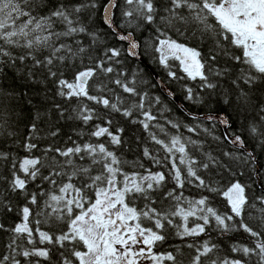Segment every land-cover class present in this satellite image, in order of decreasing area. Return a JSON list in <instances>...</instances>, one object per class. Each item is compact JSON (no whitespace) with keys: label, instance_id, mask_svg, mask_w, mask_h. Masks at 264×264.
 Masks as SVG:
<instances>
[{"label":"snow or ice","instance_id":"1","mask_svg":"<svg viewBox=\"0 0 264 264\" xmlns=\"http://www.w3.org/2000/svg\"><path fill=\"white\" fill-rule=\"evenodd\" d=\"M116 9L120 10V20L114 19ZM97 12L115 37L128 43L127 49L108 47L101 57L93 58L94 46L102 42ZM145 26H153L156 33L145 49L154 47L168 76L198 82L195 87L184 85L185 99L205 104L200 90L210 93L222 88L218 93L222 99L216 101L218 109H259L258 120L249 123L247 132L264 150V104L253 105L251 96L256 85L264 84V0H123L122 7L118 0H0V138L17 135L8 128L15 114L12 102L20 99V80L29 82V87L44 85L40 91L46 99L47 85H53L55 96L76 102L67 119L92 125L87 133L77 131L79 140L69 135L71 146L49 145L35 156L41 139L37 121L42 119L37 110L22 145L26 154L17 157L0 148V161L10 163L9 175H0V182L7 184L0 192V215L15 212L19 216L11 227L0 222V232L10 233L0 252V264H185L184 248L194 252L187 264H249L253 257L256 264H264V193L250 196L247 185L239 180L230 182L222 191L229 209L224 212L213 205L209 195L186 197L183 190L191 185L208 193L221 192L198 174L218 161L210 153L205 154L209 162L198 161L189 145L199 147L202 142L179 134L182 127L197 133L201 125L167 120L177 129V134L169 135L159 119L170 109L165 105L160 116L154 114L153 106L162 104L160 97H152L140 87L146 81L141 79L138 84L135 75L127 80L128 74L115 67L122 63V51L141 56V44L134 33ZM170 32L186 42L173 39ZM192 40L196 46H190ZM205 43L206 54L201 48ZM170 60L179 62L184 75L172 70ZM113 75L115 78L109 79ZM222 80L228 87L222 86ZM111 84L139 99L129 102ZM53 106L64 118L67 109L61 104ZM113 113L132 118V123H139L149 139L161 146L166 153L162 158L148 147H144L143 156L166 171H153L139 161L133 167L143 171L124 170L129 162L109 147L124 143V129L111 130ZM203 119L231 127L226 115ZM152 128L164 133L167 141ZM59 131L56 128L47 135L56 137ZM203 131L213 135L207 127ZM85 135L88 140L83 139ZM104 137L106 141H102ZM225 139L240 149L247 146L246 138L239 134H226ZM224 155L256 162L252 152ZM58 177L62 178L59 183ZM44 182L55 191L49 190L41 202ZM33 183L37 191L29 188ZM5 192L22 196L25 203L13 205ZM256 201L261 207L259 215L253 216L250 210L256 208ZM42 225L48 226L47 230ZM212 230L224 236L243 232L247 242L236 241L226 254L210 238L199 244L170 245L173 251H157L172 235L186 241L209 235Z\"/></svg>","mask_w":264,"mask_h":264},{"label":"trees","instance_id":"2","mask_svg":"<svg viewBox=\"0 0 264 264\" xmlns=\"http://www.w3.org/2000/svg\"><path fill=\"white\" fill-rule=\"evenodd\" d=\"M121 7L123 6V0H119ZM96 16V25L97 30L101 32L102 42L94 46L92 52L93 58L101 57L103 51L108 47H118L121 49H127V43L119 41L111 29L102 23L99 19L100 13H95ZM115 20H120V10H115ZM136 37L141 42V54L143 57L152 65L155 71L161 76V78L172 88L175 95L183 102L186 107V110L182 108L171 96L167 95L162 89L161 86L154 76L152 70H150L142 61L139 59L129 56L126 51H122L120 60L121 64L115 65L118 69L126 72L128 75L127 80H130L134 75L136 76L137 83L139 84L141 79L146 81V84L140 85V87L149 92V95L152 97H160L162 104H156L153 106L154 114L160 116V110L166 105L167 109L170 111H164L163 116H160L159 123L165 125V130L169 135L177 134V129L171 127L166 123L167 120L180 121L185 125H196L200 124L201 127L198 129L197 133H191L187 131V128L182 127L179 129V134H182L183 137H191L193 140L201 141L199 147H193L189 145V150L191 154L200 162H209L208 156L206 153H210L218 163L213 165L210 163L208 169H200L199 173L206 181L211 182L214 186L221 189V192L208 193L205 189L197 188L195 185L186 186L184 195L186 197H196L199 198L201 194L209 195L213 205L218 208L221 212L228 211V205L226 199L222 195V191L228 186L230 182L239 180L241 183L248 186L247 192L250 196H259L264 193L263 187L259 183L260 181L264 185V150L260 148L255 140H252L248 136L247 128L250 122L258 120V108L249 107L247 111L237 109L235 106H221V109H218L216 104L217 100L222 99L218 94L222 91L217 89L209 93L208 90H200V95L205 98V104H196L192 101L185 99V89L184 85L195 87L198 82H193L190 80H173L168 76V70L159 63L158 54L154 51V47H148L145 49V43L149 40H153L156 33L153 30V26H145L139 31L135 32ZM169 35L173 39H177L180 42H186L184 37H179L175 33L170 32ZM85 43H88V40L85 39ZM190 46H196V41L192 40L189 42ZM202 51L206 54L208 49V44L205 43L201 46ZM226 59V58H224ZM224 59H221L220 63L224 64ZM85 63H88L87 58L85 57ZM170 64L174 65L172 68L173 71L177 72V75H184L180 68L178 67V61H169ZM231 67L232 65L229 64ZM66 77L71 76L70 73L66 72ZM115 78V76L109 77V79ZM11 84V80L8 81ZM223 87H228L227 84L221 81ZM29 82L20 80L17 84V92L20 93V99L12 102V107L15 108V114L10 118V127L8 131H15V137H2L0 138V148L5 150H11L13 156L23 157L26 153L23 150V143L25 137L30 134V123L35 117V113L39 110L42 114L41 121H37L41 129L39 135L41 139L38 141L39 150L34 151L35 156H40L42 150L47 148L49 145L52 146H71V141H68V136L71 135L73 139L79 140L77 136L78 130H83L85 133L91 130V123L87 126L83 125L80 121L67 119L68 116L72 115V109L75 107V101L65 102L62 98L55 96V87L51 84L47 85V99L45 94L40 91L43 89L44 85L31 86L29 87ZM155 85V87H153ZM110 87L114 88L116 92L121 97H126L130 102L132 100H138V97H131L128 94L124 93L122 89L118 86L111 84ZM27 93V95H23ZM111 95V94H109ZM252 102L253 105L264 104V84L256 85L252 92ZM32 100V104L28 103V100ZM210 101V102H208ZM90 106L97 107L101 112L106 110L102 109L101 106L94 105L92 102H87ZM54 104H61L67 111L65 112L64 118L59 116V112L54 108ZM211 112H225L229 117L231 122V127L229 128L231 134H239L246 138L247 146L253 150L256 159L258 160V166L253 163L250 159L247 163L243 159H231L228 156H225L224 153H233L236 155H246L247 152L244 149H240L236 146H233L228 139H225L226 133L217 121H207L201 118L200 120H194L192 113L205 114ZM191 114V115H189ZM196 117V116H195ZM111 118L113 119L112 129L115 131L117 128L122 127L124 132L122 135V140L124 143L120 146H109L110 150H113L117 153L118 156L122 157L123 160L128 161L129 163L124 165L125 171H143L139 168H134L133 164L135 162H143L145 167H151L153 171L165 170L159 168L158 166L153 165L152 161L148 160L143 156L144 147H148L150 151H153L154 154H157L159 157H163L166 153L161 148L160 145H156L152 142L147 133L142 129V126L139 123H132V118H125L121 114L113 113ZM142 118V117H140ZM156 123V122H153ZM209 128L212 130L213 135H209L203 131V128ZM59 128V134L56 137L48 136L51 130ZM152 131L157 133V136L160 139L167 141L168 137L160 132L158 128H152ZM213 136L219 137L220 139H214ZM84 140H88L89 137L85 135ZM93 142H96L95 138H91ZM102 141H106L107 137L101 138ZM16 141L15 143L13 141ZM51 155V154H49ZM167 163V162H166ZM10 170V163L8 161H0V175L8 176ZM257 170H259V178L256 176ZM45 174H48V170H43ZM62 178H57L58 183ZM168 187H172L171 184ZM7 188L6 182H0V192H4ZM29 188L33 191H37L36 184H30ZM41 190L45 192L44 196H40L39 199L41 202L47 198V192L49 190L55 191L54 186L44 182L42 184ZM5 195L10 199L15 206H23L25 203L22 196H18L15 193H7ZM37 207V206H33ZM261 207L259 201H256V208L251 209L253 216L259 215L258 209ZM19 221V216L15 213H8L7 215H0V222L5 223L6 226L11 227L16 222ZM42 228L47 230L48 226L42 225ZM170 232L173 230H169ZM245 235L243 232H233L227 234V236L220 235L216 230H212L209 235L192 238L189 237L186 241H181L179 237L172 235L171 239L158 247L157 251H173V247L170 245L182 246L184 243H202L205 239H211L212 242L219 243L221 248L225 250V254L230 246L236 241L247 242L245 240ZM10 233L0 232V252L4 251V246L8 243ZM185 256V264H187V259L190 258V255H194L193 250L184 248L183 249ZM239 255V254H232ZM56 256H53V261H55ZM167 264V262H166ZM249 264H256V258H251Z\"/></svg>","mask_w":264,"mask_h":264},{"label":"water","instance_id":"3","mask_svg":"<svg viewBox=\"0 0 264 264\" xmlns=\"http://www.w3.org/2000/svg\"><path fill=\"white\" fill-rule=\"evenodd\" d=\"M118 2H119V0H118ZM114 13H115V10H114ZM114 18H115V15H114ZM123 31V30H122ZM134 36H135V38L140 42V40L136 37V35H135V33H134ZM127 43V42H126ZM140 44H141V42H140ZM127 47H128V43H127ZM139 51L141 52V50L139 49ZM136 58V57H135ZM137 59H139L140 61H142L150 70H152V72H153V74H154V76L156 77V79L158 80V82H159V84H160V86H161V89L167 94V95H169V93H172L171 95H169V96H171L182 108H184L185 110H186V107H185V105L183 104V102L175 95V93H174V91L172 90V88L161 78V76L155 71V69L152 67V65L143 57V55L141 54V56L139 57V58H137ZM192 115H194V116H196V117H200V118H203V117H205V116H207V115H226L227 116V114L225 113V112H211V113H205V114H203V115H201V114H197V113H192ZM229 118V117H228ZM218 122V121H217ZM221 126L223 127V129H224V131H225V133L228 135V136H231L232 134H231V132H230V130H229V127H227V126H225V125H223V124H221ZM246 152H252L253 153V155H255L254 154V152H253V150H251L248 146H246V148L244 149ZM256 164H257V166H258V160L256 159ZM256 176L259 178V170H257V173H256ZM259 183H260V185L263 187V189H264V185H263V183L260 181V179H259Z\"/></svg>","mask_w":264,"mask_h":264},{"label":"rangeland","instance_id":"4","mask_svg":"<svg viewBox=\"0 0 264 264\" xmlns=\"http://www.w3.org/2000/svg\"><path fill=\"white\" fill-rule=\"evenodd\" d=\"M149 264H150V262H149Z\"/></svg>","mask_w":264,"mask_h":264}]
</instances>
